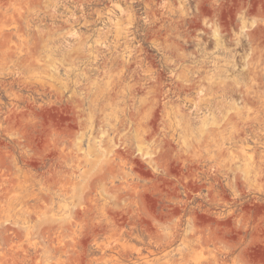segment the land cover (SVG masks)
Here are the masks:
<instances>
[{"label": "rangeland", "instance_id": "obj_1", "mask_svg": "<svg viewBox=\"0 0 264 264\" xmlns=\"http://www.w3.org/2000/svg\"><path fill=\"white\" fill-rule=\"evenodd\" d=\"M0 264H264V0H0Z\"/></svg>", "mask_w": 264, "mask_h": 264}]
</instances>
